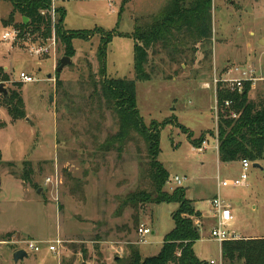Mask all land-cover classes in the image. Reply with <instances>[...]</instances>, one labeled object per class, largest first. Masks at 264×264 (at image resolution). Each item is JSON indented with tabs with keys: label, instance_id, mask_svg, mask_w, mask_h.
<instances>
[{
	"label": "rangeland",
	"instance_id": "rangeland-1",
	"mask_svg": "<svg viewBox=\"0 0 264 264\" xmlns=\"http://www.w3.org/2000/svg\"><path fill=\"white\" fill-rule=\"evenodd\" d=\"M174 1L52 0L48 15L55 24V10L61 8L66 30L113 33L106 49L105 75L134 80L133 42L127 35L161 21ZM211 2V48L192 46L193 35L174 32L168 47L149 50L144 70L150 80L135 83V99L147 127L163 124L158 161L169 175L164 190L171 193L176 187L185 188L186 198L202 213L195 255L217 262L220 244L210 235L214 224L210 201L217 193L229 203L233 215L225 231L240 239L264 238V160L256 163L259 168L250 163L245 185L219 187V182L237 179L241 166L217 162L212 148L213 140L218 141L215 93L213 87L202 85H211L214 75L222 78L236 66L257 71L264 66V0ZM10 11L8 0H0V67L10 76L6 89H14L12 83L21 85L26 117L12 121L0 107V122L5 124L0 129V234L12 230L22 234L0 235V264H61L63 259L74 264H116L131 249H137L142 259L156 256L174 227L172 214L178 205L122 207L129 195L149 189L146 147L133 134L134 141L121 153L99 149L116 132V121L104 103L88 98L90 91L83 84L89 81V69L94 73L99 69L97 52L102 36L93 31L88 40H73L76 53L71 64L56 76L55 69L64 57L57 40L55 54L40 58L29 53L31 45L42 42L36 34L15 42L2 40L12 29L1 24ZM20 20L17 15L15 21ZM173 25L180 22L175 20ZM21 72L35 81L21 83ZM56 77L62 84L60 91L54 90ZM247 98L264 102V82H257ZM96 104H102V109ZM200 138L211 144L207 151L197 152L192 146V141ZM26 163L35 187L20 180ZM175 176L185 179L181 186L172 184ZM47 178L51 183L45 184ZM141 224L149 229L144 243L136 234ZM10 238L43 243L58 239L61 245L55 254L43 249L15 263L14 246L3 244Z\"/></svg>",
	"mask_w": 264,
	"mask_h": 264
},
{
	"label": "trees",
	"instance_id": "trees-1",
	"mask_svg": "<svg viewBox=\"0 0 264 264\" xmlns=\"http://www.w3.org/2000/svg\"><path fill=\"white\" fill-rule=\"evenodd\" d=\"M8 2L11 11L6 19L1 20L3 28L17 29L20 32L19 37L36 34L42 42L54 34L63 49L64 57L70 59L74 57L76 51L72 45L73 40H88L92 38L93 31H97L102 36L97 52L99 69L97 73L89 69V81L86 85L83 84L85 86L83 87L90 91L88 98L92 102L97 100L98 103H104V107L110 110L116 121V132L108 136L99 149L103 153L110 151L121 153L129 142L134 141L133 134H137L146 147L148 168L145 173L150 182L149 189L129 195L122 201V207L143 204L178 205L177 210L172 214L174 227L164 237L162 247L156 256L142 259L137 249H131L129 255L123 260H117L116 264H209L198 259L193 250L194 243L200 238L195 220H198L201 214L194 209L193 202L186 198V189L176 187L171 193L164 190L169 175L158 161L160 131L163 124L158 127L155 123H151L147 127L141 120L136 109L135 83L150 80V75L144 70L149 50L154 46H160L163 49L168 47L174 40V32L178 34L186 32L193 35L195 42L192 46L205 45L211 48V0L191 2L175 0L161 21L146 30L136 29L132 34L127 35L133 42L134 80L108 79L105 75L106 49L112 40L113 33H105L100 29L66 30L63 26L65 11L61 8L55 10L58 19L55 24H52L48 15L52 0H8ZM17 15L21 18L18 22L15 21ZM188 16L191 18H187ZM23 18L27 21L24 22ZM175 20H178L180 25L174 26ZM58 75L56 73V76ZM9 82L10 76L0 67V83ZM61 86L60 80L56 77L54 90L60 91ZM12 87L14 89H7V98L0 95V107L6 110L12 121L23 120L26 114L21 85L12 83ZM250 90L249 82L244 83L241 92L230 91L224 84L217 85L215 94L217 153L221 163L227 164L241 160L257 163L264 160V102L254 103L248 100L247 95ZM63 96L65 97V94ZM227 101L232 102L230 107L224 105ZM89 105L92 107L93 104ZM96 105L98 109H102V104ZM231 112L236 113L237 117H230ZM4 126L5 124L0 122V129ZM179 129L185 128L179 126ZM203 141L205 138H200L192 141L191 144L197 149ZM25 165L26 168L20 180L30 187H35L31 180L33 172L30 164ZM11 235L8 233L3 238H9ZM220 252L222 264H264V238L227 240L221 243ZM61 264L74 263L63 259Z\"/></svg>",
	"mask_w": 264,
	"mask_h": 264
},
{
	"label": "built area",
	"instance_id": "built-area-1",
	"mask_svg": "<svg viewBox=\"0 0 264 264\" xmlns=\"http://www.w3.org/2000/svg\"><path fill=\"white\" fill-rule=\"evenodd\" d=\"M19 36H20V32L17 29L12 28L9 32H5L2 35V40L15 42L16 40H19L20 38L26 35H23L22 37ZM55 46H56V38L54 34H52V36L48 38L45 42L31 45V47L29 48V53L30 55L36 58L54 55ZM231 74H233L235 77L231 78L230 77ZM19 81L23 84H26V83H32L35 80L33 77L21 72L19 74ZM245 82L251 83V88L254 87L257 82H264V66H260L258 71L253 69L251 66H247L245 68H240L236 66L234 68H231L229 71H226L225 75H222V78H218L216 75H214L211 82L212 84L210 85L209 83H204L202 87L205 89H210L213 87L214 93L216 94L217 85L224 84L226 88L229 89L230 91L237 90L238 92H241ZM224 105L226 107H230L232 105V102L227 101L224 103ZM214 113H215V119L217 120L216 104L214 108ZM230 117L236 118L237 114L231 112ZM212 145L217 151L218 141L213 140ZM207 147H208V143L205 140L202 142V145L199 148H197V152L205 151ZM240 162H241L242 171L239 177L234 180L219 182V187H228V186L239 187L246 184V181L248 179L247 170L250 167V162L248 160H241ZM183 181H185V179H180L179 177L175 176L172 179V184L174 186H181ZM48 183H51V180L49 178L45 180V184ZM211 206L214 210L213 212L216 218V224L210 233L211 238H213L219 244L227 240H234L235 238L231 236L227 231H225V227H227L233 221V215L230 209V205L226 203L221 197L216 196L211 201ZM136 234L139 238L142 239L141 243H144L143 238L149 234V229L146 228L145 225L141 224L136 230ZM3 244L14 246V251L23 250L30 256L31 254L40 253L43 249H46L51 254L53 253L55 254L57 253V249L59 245H61V241L56 239L54 241L43 243L29 239L14 240L10 238L9 240L3 242ZM41 244H44V247H42ZM208 263L222 264V261L215 262L214 260H211Z\"/></svg>",
	"mask_w": 264,
	"mask_h": 264
},
{
	"label": "water",
	"instance_id": "water-1",
	"mask_svg": "<svg viewBox=\"0 0 264 264\" xmlns=\"http://www.w3.org/2000/svg\"><path fill=\"white\" fill-rule=\"evenodd\" d=\"M22 20L24 22L27 21L25 18H23ZM260 43H262V40L260 41ZM70 64H71L70 58L62 57L59 61L58 67L55 69V73L59 74L65 66L70 65ZM0 95H2L4 98H7V96H8V92H7V89H6V86L4 83H0ZM51 100H52V97L50 98V101ZM253 166L256 168H259V165L256 163H254ZM40 192H41V189H38L37 194H40ZM28 258H29L28 254L23 250L15 251L12 254V259L15 263H17L19 261H23V260L28 259Z\"/></svg>",
	"mask_w": 264,
	"mask_h": 264
},
{
	"label": "crops",
	"instance_id": "crops-1",
	"mask_svg": "<svg viewBox=\"0 0 264 264\" xmlns=\"http://www.w3.org/2000/svg\"><path fill=\"white\" fill-rule=\"evenodd\" d=\"M261 40H259V42H260ZM53 65H54V63H53ZM52 65V66H53ZM8 74V73H7ZM9 75V74H8ZM30 76V75H29ZM48 78L50 79V76H48ZM256 86V85H255ZM253 88V87H252ZM23 99V98H22ZM24 102V101H23ZM25 121H27V119L25 120ZM4 128H5V126H4ZM4 128H2V129H4ZM21 128V127H20ZM1 129V130H2ZM209 145H211V144H208V147H207V149L209 148ZM212 148H213V150L216 152V158H217V162H219V163H221L220 161H219V159H218V153H217V151L215 150V148H214V146L212 145ZM207 149L205 150V151H207ZM197 150V149H196ZM1 159H2V155H1ZM237 163L238 164H240V166H241V162L240 161H237ZM241 171H242V168H241ZM37 192V191H36ZM218 194L219 193H217V195L216 196H218ZM215 196V197H216ZM214 197V198H215ZM214 198H212L211 199V201L214 199ZM211 201H210V205H211ZM225 201V200H224ZM226 203H228L227 201H225ZM229 204V203H228ZM193 207H194V209L196 210V211H198L200 214H201V217L198 219V220H195V224L198 226V228H199V226L201 225L202 226V221H203V216H202V213L198 210V209H196L195 208V206H194V203H193ZM212 207V206H211ZM212 217H213V222H214V224H213V226H212V229L214 228V226H215V224H216V218H215V216H214V212H212ZM11 232H17V233H21V232H19V231H16V230H12V231H6V232H3V233H1L0 235H3V234H7V233H11ZM22 234V233H21ZM200 236V235H199ZM231 236H233L235 239H240V236H238V235H231ZM27 237H31V236H29V235H27ZM32 238V237H31ZM261 238V237H260ZM263 238V237H262ZM248 239H257V238H253V237H248ZM45 242V241H44ZM220 251H221V244H220ZM221 253V252H220ZM30 257V256H29ZM29 259V258H28ZM198 259H200L199 257H198ZM201 260V259H200ZM202 261H205V260H202ZM209 261H211V260H209ZM209 261H206V262H209ZM221 261V255H220V258H219V260L217 261V262H220Z\"/></svg>",
	"mask_w": 264,
	"mask_h": 264
}]
</instances>
